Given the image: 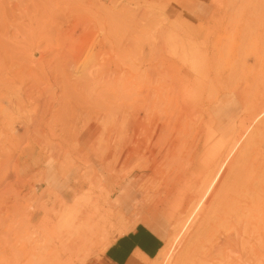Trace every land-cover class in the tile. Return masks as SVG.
Masks as SVG:
<instances>
[{"label": "rangeland", "instance_id": "obj_1", "mask_svg": "<svg viewBox=\"0 0 264 264\" xmlns=\"http://www.w3.org/2000/svg\"><path fill=\"white\" fill-rule=\"evenodd\" d=\"M185 2L0 0V264L97 262L136 175L174 231L148 264H264V0ZM48 162L73 200L36 189Z\"/></svg>", "mask_w": 264, "mask_h": 264}, {"label": "crops", "instance_id": "obj_2", "mask_svg": "<svg viewBox=\"0 0 264 264\" xmlns=\"http://www.w3.org/2000/svg\"><path fill=\"white\" fill-rule=\"evenodd\" d=\"M184 1L186 2L180 5L183 11L189 12L196 18L205 17L207 0ZM228 112L229 119L236 115L233 108ZM220 114L219 112L214 117L213 124L215 126L219 123L217 130L220 134H224L225 129L221 126L226 121L225 114ZM35 170L36 167L31 160L21 158L17 175L23 179L30 178L35 174ZM42 171V178L36 189L55 194L64 201L75 198L77 193L75 177L62 176L58 166L52 162L46 163ZM139 186L136 175L125 181H119L111 191L110 205L121 217L124 232L107 246L99 260L93 264H148L157 258L171 239L174 233L171 223L160 211L142 201L143 194Z\"/></svg>", "mask_w": 264, "mask_h": 264}, {"label": "bare ground", "instance_id": "obj_3", "mask_svg": "<svg viewBox=\"0 0 264 264\" xmlns=\"http://www.w3.org/2000/svg\"><path fill=\"white\" fill-rule=\"evenodd\" d=\"M14 3V2H13ZM18 4V3H17ZM10 8H12V7H10ZM21 13V12H20ZM67 17V16H66ZM68 19V18H67ZM63 21H65V18H64V20ZM63 28V27H62ZM59 29V28H58ZM63 31V30H62ZM64 32V31H63ZM132 40V39H131ZM110 41L111 40H104V43H106L107 42V44H109L110 43ZM130 43H131V41H129V45H128V47H130ZM133 44V43H132ZM30 45H33L32 43H30ZM113 45V44H112ZM114 45H115V48L116 47H118V48H120L119 47V45L118 44H116V43H114ZM101 46H103V42L101 43ZM106 46V45H105ZM104 46V47H105ZM111 45H109V47H110ZM31 47V49H32V46H30ZM29 47V48H30ZM122 47V46H121ZM112 48V47H111ZM117 48V49H118ZM127 48V47H126ZM131 48V47H130ZM37 49H39L38 48V46H36V49H35V51H33L32 53H30V52H28L29 54H30V58L31 59H33L34 58V56H38V58L36 59V60H39V58H41L40 57V54H39V52H38V50ZM121 49V48H120ZM33 50V49H32ZM112 50V49H111ZM122 50V49H121ZM40 51V50H39ZM85 51V49H80L79 51H77L76 53H75V55H74V60H79L80 59V57H81V55H82V53ZM117 51H119V50H117ZM14 53H15V51H14ZM28 53H27V55H28ZM85 53V52H84ZM11 54H13V53H11ZM105 54V53H104ZM43 55V54H42ZM111 56H112V54H110ZM44 56V55H43ZM83 56V55H82ZM28 57V56H27ZM103 57V56H102ZM36 60L35 61H33V60H31V61H33V62H36ZM43 62V61H42ZM39 63H40V61H39ZM41 66V65H40ZM37 67V66H36ZM38 68V67H37ZM88 77H89V79L91 80V79H93V77H94V75L92 76V74L89 72L88 73ZM26 99H27V101H29L30 103H31V106H32V102L34 101L33 100V97H31V96H26ZM26 101V102H27ZM33 103H36V102H33ZM37 104V103H36ZM33 106H35V105H33ZM21 108V107H20ZM41 117V116H40ZM42 120V119H41ZM44 121V120H43ZM43 121H42V123H43ZM41 122V121H40ZM44 123H46V122H44ZM43 123V124H44ZM47 124V123H46ZM42 125V124H41ZM41 125H39V126H41ZM45 125V124H44ZM46 126V125H45ZM23 127H25L24 125H23ZM42 127V126H41ZM26 128V127H25ZM42 129V128H41ZM43 131V130H42ZM25 132V131H24ZM238 160V159H237ZM235 162V161H234ZM237 165V164H236ZM235 167V166H234ZM237 167V166H236ZM234 169V168H233ZM237 170V169H236ZM244 175V174H243ZM3 176V175H2ZM236 176V175H235ZM4 181V180H3ZM234 182V181H233ZM236 187V186H235ZM241 195V194H240ZM236 197V196H235ZM238 198V197H237ZM237 204V203H236ZM245 206V205H244ZM240 209V208H239ZM232 210H233V208H232ZM240 211V210H239ZM235 219H236V217H235ZM237 236V235H236ZM247 243V242H246ZM246 245V244H245ZM244 245V246H245Z\"/></svg>", "mask_w": 264, "mask_h": 264}]
</instances>
